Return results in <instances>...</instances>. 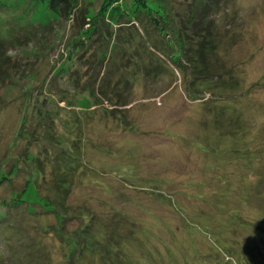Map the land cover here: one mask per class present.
<instances>
[{
  "label": "rangeland",
  "instance_id": "374dc122",
  "mask_svg": "<svg viewBox=\"0 0 264 264\" xmlns=\"http://www.w3.org/2000/svg\"><path fill=\"white\" fill-rule=\"evenodd\" d=\"M140 1L0 0V264H264V0Z\"/></svg>",
  "mask_w": 264,
  "mask_h": 264
},
{
  "label": "trees",
  "instance_id": "16d2710c",
  "mask_svg": "<svg viewBox=\"0 0 264 264\" xmlns=\"http://www.w3.org/2000/svg\"><path fill=\"white\" fill-rule=\"evenodd\" d=\"M49 2H48V8H49V11L52 13V14H54V15H59V16H61V15H64L68 20H70V18H73V10H74V6H73V4H74V2H76V0H48ZM113 1H119V0H113ZM140 2H143V0L142 1H140ZM112 4H114L113 2H109V3H107V5H106V7L108 8V9H110V7L112 6ZM142 6H145V7H147L146 6V4H142ZM150 17H151V15H150ZM152 20H153V22H154V24L156 25V26H158L159 25V22H158V20L159 19H153L152 18ZM201 27V29H194L195 30V32L197 33V34H199V35H201L202 36V34H201V32L203 31L204 33L206 32V33H208L209 32V30L208 31H206V27H202V25L200 26ZM181 37L182 38H180L181 40H180V42L182 43H180V42H178V49L180 50V51H182V52H185V53H183L184 54V56L185 57H187L188 59H190V60H192V61H190V60H188V62L186 63L187 65H189L190 67H191V72L193 73V71L194 70H198L200 67H201V69H200V72L201 73H203V74H205L207 71H208V68L205 66V58L203 57V55H202V52H201V49H199V52L198 53H196V51L194 52V50L195 49H193V47H192V45L190 44V43H192V41H190L189 39H186V38H184L183 37V35L181 34ZM203 37V36H202ZM208 37V39L209 40H207V41H209V43L208 44H211V40H212V33L211 32H209V35L207 36ZM90 37H88L87 39H89ZM86 39V40H87ZM189 42V43H188ZM187 46V48L185 49V47ZM201 47V46H200ZM193 49V50H192ZM186 50V51H185ZM189 51V52H188ZM208 52L210 51L211 52V55H212V51L211 50H207ZM176 53V54H175ZM173 55H175V59H176V61H177V59H178V61L177 62H179V59H180V57L178 56V54H177V52H175ZM105 56H106V54H105ZM103 58V57H102ZM96 59H98V58H96ZM97 61V60H96ZM95 61V62H96ZM100 61H104V59L102 60V59H100ZM196 71H195V74H196ZM208 73V72H207ZM206 76H203V78H205ZM196 78L198 79H202V78H200L198 75L197 76H195V80H196Z\"/></svg>",
  "mask_w": 264,
  "mask_h": 264
}]
</instances>
